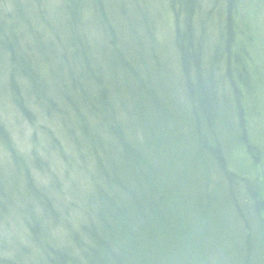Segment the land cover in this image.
I'll list each match as a JSON object with an SVG mask.
<instances>
[{"label":"trees","instance_id":"trees-1","mask_svg":"<svg viewBox=\"0 0 264 264\" xmlns=\"http://www.w3.org/2000/svg\"><path fill=\"white\" fill-rule=\"evenodd\" d=\"M263 13L264 0H0V103L44 119L19 158L0 120L3 180L23 171L0 184V199L22 193L0 204V264H264ZM42 169L62 174L42 186ZM67 171L85 196L62 187Z\"/></svg>","mask_w":264,"mask_h":264},{"label":"rangeland","instance_id":"rangeland-1","mask_svg":"<svg viewBox=\"0 0 264 264\" xmlns=\"http://www.w3.org/2000/svg\"><path fill=\"white\" fill-rule=\"evenodd\" d=\"M162 6L159 4V3H153V5L151 6V9L153 8V10H151L150 9V11H152L151 12V14L153 13V14H155V16L153 15V18H154V20H156V33H158V36L160 37L161 36V38H165L167 35L169 36L170 35V29H169V21L168 20H170L169 19V17L167 16V15H165V12L163 11V8H161ZM261 11H262V9L260 10V13H261ZM263 15H264V13H263ZM168 25V26H167ZM208 27H210L211 28V26L210 25H208ZM212 30H214V29H216V24H214L213 23V25H212V28H211ZM121 31H125L126 33H132V32H129V30H127V29H125V27H123L122 29H121ZM142 32V31H141ZM143 33V32H142ZM264 34V33H263ZM124 37H127L126 39H128L129 40V35H126V34H124ZM264 37V36H263ZM125 39V40H126ZM263 42V41H262ZM261 42V43H262ZM260 43V42H259ZM122 44V40H121V42H120V45ZM243 48H245V46H243V45H241ZM260 48V47H259ZM258 48V49H259ZM170 49V48H169ZM257 49V50H258ZM257 54H259V55H261V58L263 59V62H264V45L262 44V46H261V49H260V51L259 52H257ZM262 61V60H261ZM246 62H248L247 60H246ZM220 63V62H219ZM2 73H0V75H1ZM207 77V76H209L210 78L207 80V83L210 85L211 83H212V88L214 87V78H216L217 79V81H219L218 80V77L217 76H219V74H216L215 73V68H208V65H207V67H206V72L204 73V77ZM256 77H257V75H255ZM261 77L262 78H264V75H261ZM258 79H259V77H257ZM262 81H264L263 79H262ZM257 96H258V94H257ZM13 104V103H12ZM11 103H9V102H7V101H5L3 104L2 103H0V120H4V122H5V124L4 125H2L3 127H4V132H5V134H6V136L5 137H7V139H8V141L10 142V144H12V146H13V151H9L10 153H11V155H13V156H15V153H16V156H17V158H19V157H21V155H23V154H25V152L26 153H30V151H31V149H34V144H32V142H33V139H32V136H33V134L36 132V133H38V134H40L41 133V131L39 130V126H40V124H42L43 122H44V119H42L41 121H39L38 123H37V125H36V123L34 122V123H30V125H31V127H30V125L26 122L25 124L22 122V119L20 118V113L16 110V109H14V106L12 105ZM264 104V103H263ZM228 111V110H227ZM2 120V121H3ZM19 121H21L20 122V124H19ZM55 122V121H54ZM41 128H43V127H41ZM260 131V130H259ZM262 131H263V134H264V128L262 129ZM2 135H4V134H2V132H1V136ZM5 137H3V138H5ZM254 138L256 139V140H258L259 142H263L264 141V135H261L259 138H262V139H258V136L257 135H255L254 136ZM31 139H32V141H31ZM7 141V140H6ZM42 145V144H41ZM41 145H36V148L37 147H40ZM187 146H189V145H187ZM41 148H44V150H42ZM7 150H9V148H7L6 146H5V143L2 141V139H1V137H0V162H1V164L2 165H5V163L4 162H2L3 161V159L6 157V155H7ZM35 150V149H34ZM37 151H38V153H40L39 151H42V152H46L47 151V147H40V148H37ZM8 152V153H9ZM14 154H13V153ZM18 154V155H17ZM15 156V157H16ZM45 156V158H47V154H45L44 155ZM11 158V157H10ZM20 159H22V158H20ZM128 159V158H127ZM129 161H130V159H129ZM11 166V165H10ZM12 174H13V176L11 177V179H5V180H3L4 179V177H3V175L0 173V184H7V186H6V190H8V183H6L8 180H11V182H12V180H15V181H13L12 183H14V182H18V177L19 176H22V174H23V171H21V169L19 170L18 169V172L15 170V169H10L9 170ZM21 173V174H20ZM67 173L69 174V175H65V174H63V178H64V180L63 181H69V180H71V178H77V182L75 183L76 185L74 186V188L71 186V185H69V183H63L62 182V187L64 188V189H68V191H77V193H83V192H85V191H87L88 190V187L86 186V184L84 183V180H83V178H81L79 175H77V174H72V172L71 171H67ZM50 174H55L54 176H58V175H60V174H62V172H59V170H57V173H54V171H52V172H49V175H47V171H45V170H43L42 169V171H41V175H40V177L38 178V181H37V183H38V185H42V186H45V184L47 183V181L48 180H50V178L52 177H54V176H51ZM48 176H50V177H48ZM23 177V176H22ZM79 180H81V183H79L78 181ZM6 181V182H5ZM25 181V183L28 185V183L26 182V180H24ZM20 184H21V181H20ZM74 185V184H73ZM2 186V185H1ZM29 186V185H28ZM22 187H23V181H22ZM30 187H32V188H35V189H39V188H37V186L34 184V185H30ZM23 189H24V187H23ZM74 189V190H73ZM3 191L4 193H5V195L3 196V198L2 199H0V204H2L3 205V207L7 204V205H11L12 204V202H14V201H19V196L22 194V193H20V192H16V193H14V194H12V193H7V191ZM24 192V191H23ZM81 196H85V193H83ZM80 197V196H79ZM76 198H78V197H76ZM79 199V198H78ZM66 203H67V200H65L64 201V206L66 205ZM78 206H79V204H78ZM5 208V207H4ZM1 214V213H0ZM5 215V216H4ZM4 215H3V217L5 218L4 220H0V229H4V227L3 226H5V223L7 222V227H8V229L9 230H11V229H13V225L11 224V223H9V215H7L6 213H5V211H4ZM81 215V214H80ZM8 220V221H7ZM3 221V222H2ZM1 227H3V228H1ZM29 248H30V251H31V253H33V244L31 245V246H28ZM33 255V254H32ZM31 258H33V257H31ZM28 259H30V258H28ZM28 261H30V260H28Z\"/></svg>","mask_w":264,"mask_h":264}]
</instances>
